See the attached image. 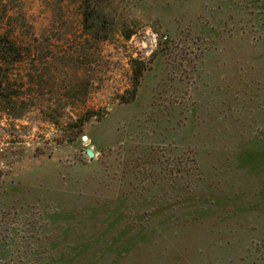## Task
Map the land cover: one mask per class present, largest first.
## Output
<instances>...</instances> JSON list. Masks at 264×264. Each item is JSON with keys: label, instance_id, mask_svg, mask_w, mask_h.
<instances>
[{"label": "rangeland", "instance_id": "obj_1", "mask_svg": "<svg viewBox=\"0 0 264 264\" xmlns=\"http://www.w3.org/2000/svg\"><path fill=\"white\" fill-rule=\"evenodd\" d=\"M83 1L0 0V264H264V0Z\"/></svg>", "mask_w": 264, "mask_h": 264}, {"label": "trees", "instance_id": "obj_2", "mask_svg": "<svg viewBox=\"0 0 264 264\" xmlns=\"http://www.w3.org/2000/svg\"><path fill=\"white\" fill-rule=\"evenodd\" d=\"M83 17H84V27L90 31H98L100 24L97 22L98 18L96 15L100 13L99 8H96L94 0H84L83 1ZM133 34H126V38H130ZM103 39H108V36ZM18 50L15 45L7 38L0 36V55H15L16 57ZM3 53V54H2Z\"/></svg>", "mask_w": 264, "mask_h": 264}, {"label": "water", "instance_id": "obj_3", "mask_svg": "<svg viewBox=\"0 0 264 264\" xmlns=\"http://www.w3.org/2000/svg\"><path fill=\"white\" fill-rule=\"evenodd\" d=\"M86 153H87V156H88L90 159H93L94 156H95V155H94V152H93L91 149H88Z\"/></svg>", "mask_w": 264, "mask_h": 264}]
</instances>
